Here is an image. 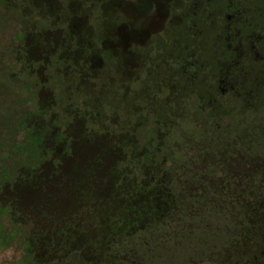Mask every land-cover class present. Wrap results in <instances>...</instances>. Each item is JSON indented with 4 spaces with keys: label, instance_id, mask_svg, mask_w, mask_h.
<instances>
[{
    "label": "rangeland",
    "instance_id": "obj_1",
    "mask_svg": "<svg viewBox=\"0 0 264 264\" xmlns=\"http://www.w3.org/2000/svg\"><path fill=\"white\" fill-rule=\"evenodd\" d=\"M194 2L0 0V180H10L4 201L14 198L43 229L85 222L82 240L96 241L101 214L121 209L113 196L120 180L140 177L146 169L138 160L156 148L153 140L183 124L172 148L151 157L194 228L171 241L175 261L165 253L151 262L147 255V264H264V141L248 143L250 133L222 122L218 106L240 108L243 95H260L248 74L259 80L253 65L264 51L241 39L255 60L220 58L216 92L208 74L191 78L196 52L203 50L200 69L212 64V35L205 42L189 36L213 23L198 18L202 6ZM245 26L233 30L244 34ZM205 29L199 38H207ZM260 113L253 124L259 132ZM18 241L7 246L0 238V264L21 262Z\"/></svg>",
    "mask_w": 264,
    "mask_h": 264
},
{
    "label": "trees",
    "instance_id": "obj_2",
    "mask_svg": "<svg viewBox=\"0 0 264 264\" xmlns=\"http://www.w3.org/2000/svg\"><path fill=\"white\" fill-rule=\"evenodd\" d=\"M202 2L203 5L209 4L206 0ZM189 36L194 34L191 33ZM202 52L203 50H199L190 58L191 78L197 79L201 76L198 74L210 72L209 65L199 68L198 62L202 58ZM200 97L201 103H207L204 96ZM240 109L244 111L224 114L222 122L223 119H228V122L240 125L241 132L250 133L248 143L253 139L264 141V131H256L253 126L258 122L260 118L258 114L264 111V106L250 104ZM247 109L251 110L248 125L244 120ZM182 125L178 127L170 124L166 137L163 135V139L160 136L153 140L152 147L155 145L156 148H151L152 153H156L162 146L171 149L173 134L183 129ZM253 135H257L258 138H252ZM151 151L149 149L147 152L150 154L149 157L142 159L143 161L138 160V165L145 168L146 172L142 174L139 172L140 177L133 174L124 175L125 177L120 180L118 190L113 196L121 200V209L116 212L115 209L106 208L101 214L97 222L102 234L98 235L96 241L82 240L85 222L67 221L56 228L44 229L36 225V222L34 224L32 221H35L36 217L23 209L14 198L9 203L3 200L1 191L10 181L5 178L0 180V223H4L1 226L0 238L7 246L19 240L18 246L22 251V260L19 264H131L132 261L147 264L145 258L147 255L150 262L156 257L165 259L167 255L170 256V260H174L178 254L171 241L176 237L189 235L194 227L185 224L189 222L186 221L189 215L182 214L181 202L178 195L172 191V184H167L163 177L156 174ZM41 210L43 208L39 211ZM165 253L168 254L164 257Z\"/></svg>",
    "mask_w": 264,
    "mask_h": 264
},
{
    "label": "flooded vegetation",
    "instance_id": "obj_3",
    "mask_svg": "<svg viewBox=\"0 0 264 264\" xmlns=\"http://www.w3.org/2000/svg\"><path fill=\"white\" fill-rule=\"evenodd\" d=\"M194 1V0H192ZM209 4L203 5L202 0H195L194 4L196 7L202 8L195 13H198V18L200 20H213L210 23V30H206L205 28H200L196 34L195 38L200 40L201 42H205L208 40L209 36L212 35L211 43H209V47L212 48V64L210 65V72L208 73L210 77H212V82L214 84V92L218 91L215 86L216 82H219L221 79L222 71L220 61L224 58V60L229 61L233 58L235 59L240 54V59L242 61L255 60L261 56L259 62L253 65L257 74L260 73L261 77L258 81L252 80L251 76L248 74L249 83L258 82L259 83V94L257 96H248L243 95L240 99L242 104L240 107L246 106L248 107L251 103L249 101H257L262 103L264 101V53L257 54L254 59L251 54L247 53L238 42L241 39L249 40V38L253 39L255 44V48L257 52H260V47L264 51V3L262 0H245L246 6L242 0H236L237 6L232 5L233 0H206ZM198 2V3H197ZM196 8V9H198ZM244 10L249 11L248 17L243 15ZM205 12V15L201 13ZM194 13V14H195ZM244 23L246 25V32L244 34L237 33L233 30V24ZM183 27V26H182ZM254 27V28H253ZM201 29H205L208 33L206 39H201L198 37ZM218 38H223V45L220 46L217 43ZM223 47V48H221ZM201 49V48H200ZM226 64L225 66H227ZM231 69V67L229 68ZM232 73H228V79L231 77ZM225 76V75H224ZM237 82V81H236ZM237 82L236 93L241 91V87ZM231 93H233L231 91ZM218 98L220 95L215 94ZM221 100V98H218ZM246 102H249L248 104ZM220 109L225 114H229L232 112H242L244 110L240 108H234L233 106L228 105L232 110H226L227 106H220ZM225 109V110H224Z\"/></svg>",
    "mask_w": 264,
    "mask_h": 264
}]
</instances>
